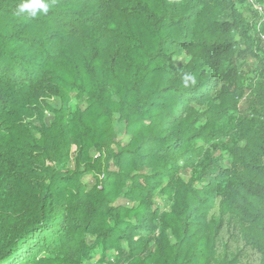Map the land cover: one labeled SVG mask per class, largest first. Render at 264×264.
Returning <instances> with one entry per match:
<instances>
[{
    "label": "trees",
    "instance_id": "trees-1",
    "mask_svg": "<svg viewBox=\"0 0 264 264\" xmlns=\"http://www.w3.org/2000/svg\"><path fill=\"white\" fill-rule=\"evenodd\" d=\"M44 2L0 0V264H264V0Z\"/></svg>",
    "mask_w": 264,
    "mask_h": 264
},
{
    "label": "rangeland",
    "instance_id": "rangeland-1",
    "mask_svg": "<svg viewBox=\"0 0 264 264\" xmlns=\"http://www.w3.org/2000/svg\"><path fill=\"white\" fill-rule=\"evenodd\" d=\"M239 9H245L244 6L239 5L238 6ZM244 14L246 16H249V12H247L246 10H244ZM257 21V20H255ZM189 58L185 55H182L178 58H176L174 60V65L176 68L180 69L183 66L186 65V63L188 62ZM254 69L255 66L253 65L251 60H248L245 64V66L243 67V71H245L246 73V78L244 79V81L242 82V89L244 90V96L239 104V113H243V111L245 110V108L247 107L248 103H249V98H250V91H251V86H252V81L254 79ZM112 92H114V90H111ZM49 104L54 108V109H59L60 108V101L58 99H52L49 101ZM77 103L75 100H72L71 104H70V110L73 113L75 111V109L77 108ZM81 108H84L83 105H80ZM117 117H115L114 121H115V130H116V134H117V138L118 140H123L124 142L126 141L125 137H124V126L123 124L117 122ZM53 120V115L51 113H47L44 123L45 125L49 126V124L52 122ZM227 121L224 123L226 124ZM223 152L222 151H213L211 153L213 158H217L220 155H222ZM74 159H75V154H72V159L71 161L68 163V170L69 171H75V163H74ZM180 178L184 181L188 180L191 176V172L189 170H182L180 172ZM82 182L86 185H91L93 183L92 179H90L89 177H83L82 178ZM158 203H160V207L161 208H165L167 205V200L165 197L160 196L158 197ZM120 202H122L120 200ZM87 241L89 242V244H91L93 242V239L91 237H88ZM125 248V246H124ZM116 257H115V253L114 252H109L107 254V258L105 261H101L100 258V253H92L91 258L89 260H84L82 264H116Z\"/></svg>",
    "mask_w": 264,
    "mask_h": 264
},
{
    "label": "clouds",
    "instance_id": "clouds-1",
    "mask_svg": "<svg viewBox=\"0 0 264 264\" xmlns=\"http://www.w3.org/2000/svg\"><path fill=\"white\" fill-rule=\"evenodd\" d=\"M49 10V4L44 0H20L17 6V12L19 14H26L28 17H36L39 14L47 13ZM184 86L188 87L189 82L194 85L196 83V77L192 74H185L183 76Z\"/></svg>",
    "mask_w": 264,
    "mask_h": 264
},
{
    "label": "built area",
    "instance_id": "built-area-1",
    "mask_svg": "<svg viewBox=\"0 0 264 264\" xmlns=\"http://www.w3.org/2000/svg\"><path fill=\"white\" fill-rule=\"evenodd\" d=\"M254 7L258 10V11H260L261 12V8H259V7H257V6H255L254 5Z\"/></svg>",
    "mask_w": 264,
    "mask_h": 264
}]
</instances>
